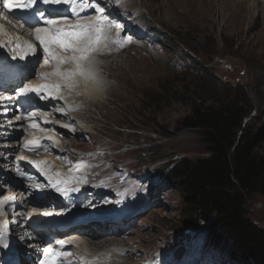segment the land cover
Segmentation results:
<instances>
[{"label":"rangeland","instance_id":"obj_1","mask_svg":"<svg viewBox=\"0 0 264 264\" xmlns=\"http://www.w3.org/2000/svg\"><path fill=\"white\" fill-rule=\"evenodd\" d=\"M96 1L105 10L112 9L120 40L114 48L112 42L102 45L104 55L95 57L99 84L83 79L85 88L76 84L67 92L77 108L71 115L68 111V117H73L78 135L62 138L61 143L79 152L75 163L67 165L78 177L76 170L90 171L101 163L105 176L120 178V184L113 186L115 195L107 192L112 199L105 208L121 204L138 212L128 223L130 235L113 246L131 251L113 264H169L166 257L192 235L197 234L193 246L200 235L206 237L203 229L184 230L179 216L182 194L167 177L166 168L179 158L207 156L196 132L177 130L180 121L195 103L237 100L244 92L248 125L264 127V0H248L243 7L229 9L214 0ZM150 30L165 34L169 41L164 44L155 35L150 37ZM110 36L114 41L113 32ZM128 38L130 43H122ZM187 58L197 64L188 68ZM226 83L242 90L233 91ZM4 142L13 140L0 137ZM258 151L264 154V144ZM8 168V162L0 163V169ZM93 186L100 190L101 183ZM246 208L249 219L264 228V194L254 193ZM10 216L4 220L13 227ZM5 229L0 224V236ZM198 243L202 250L207 246ZM192 247L177 264H204L189 259ZM205 251L207 264H236L224 252L207 247Z\"/></svg>","mask_w":264,"mask_h":264},{"label":"trees","instance_id":"obj_2","mask_svg":"<svg viewBox=\"0 0 264 264\" xmlns=\"http://www.w3.org/2000/svg\"><path fill=\"white\" fill-rule=\"evenodd\" d=\"M156 37L164 44L169 41L165 34ZM186 60L188 68L197 64ZM247 101L242 92L237 100L193 104L177 130L196 132L207 156L179 158L166 169L168 180L182 194L179 216L184 230L203 229L207 244L236 264H264V228L249 219L246 208L254 193L264 194V154L258 151L264 127L248 125Z\"/></svg>","mask_w":264,"mask_h":264},{"label":"snow or ice","instance_id":"obj_3","mask_svg":"<svg viewBox=\"0 0 264 264\" xmlns=\"http://www.w3.org/2000/svg\"><path fill=\"white\" fill-rule=\"evenodd\" d=\"M70 0H20V3L13 4L10 0H3V7L5 9L11 10L14 7H18L24 10H32V20H38L42 18V22L47 27H33L32 24L25 21L28 24V27L32 29L35 40L38 41V47L43 49L45 56V64L50 63V60H55L57 65H61L64 63H72L74 68L70 72L61 73L58 68L54 70L51 75L61 76L65 80L70 81L68 83L69 89L76 86V77H81L85 81H92L97 84L100 82L97 79V74L94 70V65L97 63L95 57L97 55H102L103 53L100 51L101 45L107 46L109 42L116 43L115 41H110L108 37L104 35L105 28H113L119 27L118 24L114 23H105V8L103 6H96L94 15L88 17L91 21L90 23H79L77 22L71 27L62 28L57 27L53 29L51 26L56 25L59 21L46 18L45 11L36 7L38 4L43 5H60L62 3H69ZM79 3H85V0H78ZM92 0H87L85 4L86 7L91 6ZM85 19V17L77 16V20ZM21 27H24L22 24ZM2 32V29H0ZM131 39L122 40V43H130ZM2 46V45H0ZM53 46H56L61 50V54H58L57 51L53 50ZM22 45L17 44L15 46L16 50L21 49ZM33 45L26 44V51H32ZM15 58V56L13 57ZM21 59H24V56L21 55ZM45 74H42V78ZM50 88L49 85H42L40 88H35L30 85L20 87L18 89V95L22 97H26L29 93H37L39 94L44 89ZM51 88L55 90H59L60 85H53ZM41 99H44L41 96ZM29 118L34 117L36 114L34 112H30L27 114ZM17 120L21 119V117H16ZM47 122V121H46ZM64 127H69L67 125H63ZM29 127L36 128L37 125L34 121L29 123ZM71 130V129H70ZM38 141H26L24 147L26 149L31 150L32 148H38ZM23 159V157H21ZM43 173V169L40 167V163L38 162H30ZM21 175H23L21 173ZM59 175V174H57ZM56 188V191L60 196L65 198L68 197L69 192H78L79 188L68 189L67 187L59 186V182L53 185ZM37 188L39 185L36 186ZM7 199V198H6ZM4 202L0 201V210H3ZM45 216L50 215V213H44ZM61 247L64 245V241L58 242ZM0 247L7 248L9 244L4 240L3 236H0ZM62 255H70V253L60 252L56 253L52 248H49L45 253V257L49 256H62ZM41 264H55L54 259H45L41 261Z\"/></svg>","mask_w":264,"mask_h":264},{"label":"bare ground","instance_id":"obj_4","mask_svg":"<svg viewBox=\"0 0 264 264\" xmlns=\"http://www.w3.org/2000/svg\"><path fill=\"white\" fill-rule=\"evenodd\" d=\"M214 1L218 5L221 4L222 5V7H221L222 9H224V8H228L229 9V8H232V6H235V8L243 7L242 5H246V3L248 2V0H214ZM257 3H259V2H257ZM239 5H241V6H239ZM249 9H251V8H249ZM87 11H89L88 15L92 13L91 9H89ZM87 18L88 17H85V19H87ZM110 21L111 20H108V22H110ZM68 22L72 23L70 20ZM0 29H2V32H0V43H2V44H7L8 45V44H11V43H20V41L25 40V39L28 38L27 32H24L23 30H21L17 26V24H16V22L14 20H12L11 18H4L3 16H1V14H0ZM104 35L106 37L108 36L109 40L112 37V36H110V35H112V33L110 32L109 29L108 30L106 29L104 31ZM102 45H101L100 51L103 53V51H105V50H101L102 49ZM56 49L59 50L58 53L61 54L60 49H58L57 47H56ZM102 55H104V53ZM102 55H97L96 57H100ZM9 56H10V54H9ZM57 68H58V70L61 73H66V72L72 71L73 68H74V65L72 63H64V64H61V65H57V63H50L49 65H40V67L38 69L36 67L32 68L31 73L33 75H36V78L39 79L37 82H40L41 80H43V81L48 83V85L50 86V90L52 91V98H55L56 100H61L62 103L60 105L63 106V108L65 110L69 109V108L71 109L74 106H72V103L70 101H68L69 97H68V94H67V92H70V90L72 89V88L69 89V87H68V83H70V81L65 80L61 76L51 75V73L54 70H56ZM43 73L44 74L47 73V75H44V77L41 78L40 75H42ZM75 80H76V84L77 85H81L82 88H85L83 86V84H82L83 78L76 77ZM28 82L30 83L31 79H29ZM53 85H60L59 90L57 91L54 88H51V86H53ZM3 95H6V94L5 93H0V98ZM6 110H7L6 109V104H4V101L0 100V129L2 128L1 131L9 129V130H11L13 132V133L12 132L11 133H7L8 131L5 132V133L2 132L1 135L2 136H7L8 138L12 137L15 140L20 133L22 134L21 128L18 127L17 125H10V124L6 125V117L3 116L4 112H6ZM51 113H52V111L49 110L48 112L43 113L42 116L39 115L38 119H36V117H35L33 121L36 122V123L37 122L48 123V120H50V118H51L50 117ZM7 118H9V117H7ZM57 118L58 119H56V123L61 125L59 123V120H61V118H59V116ZM70 123H71V125H74V120L72 119V122H70ZM48 128H50V122H49ZM46 131L47 130H45V132ZM66 132H68V131H63L62 134L66 133ZM66 135H67V137H65V140H68L69 137H72L71 135H74V136L78 135L77 134V130L75 128H73ZM2 136H0V137H2ZM41 136H43L44 138H50V133H41ZM5 140H2V141H5ZM63 145H65L67 147L66 144L61 143V146H63ZM65 146H63V147L65 148ZM0 150L3 151V158H0V163L2 161L10 162V159L12 158L13 152L16 151L15 143L14 142L10 143V144H8L7 142L0 143ZM61 155L64 156L63 153ZM41 158L46 163L50 162V158L49 157H41ZM1 179H3L5 182H10V183L16 182V179L14 178L13 168L11 167V164H10V169L8 168V170L0 169V180ZM13 188L18 189L20 187H19V185L15 184V185H13ZM20 189H22V188H20ZM86 193H87V191H86ZM11 200H13V201L15 200L17 202L15 204L19 205L18 208L12 207V206H14V205L11 206L12 202L8 203ZM0 201L4 202L3 210H0V224H4L6 226V229L4 230V232L1 233L3 238H4V240L6 239L7 233H9V235H10V233H18L19 236H21L23 229L19 228L18 230H15L17 228H15V229H13V228L20 226V223H21L19 221L20 217H21V219H23L25 216H28V214L25 213L26 211L23 212L24 211L23 210L24 206L26 204V200L23 199L22 193L21 192H16V191H7L6 190L4 193L3 192L0 193ZM10 206H11V208H10ZM8 209L14 210V213L13 214H9V210ZM6 210H7L8 213H6ZM6 215L7 216L8 215H12L10 217L14 218L13 221H12L13 227H11L10 223H8L7 221L4 220ZM29 215H31V214H29ZM11 235H15V237L17 236V234H11ZM81 236L84 237L85 243H86V245L88 247L91 246L92 244H94V241H95L94 237L96 235H95V233L92 232L91 224H86L83 228H81ZM194 237L195 236H193L191 239H193ZM98 238L99 237H97V239ZM101 239L104 242L100 245V248L94 247V251H93V253H91V257H96V258L98 257L99 258V260L97 262L102 260L101 263H95V264H113L114 262H117V260L120 259L118 257V255H120V253H119L118 250H116L117 247H113V246H114V243L116 241H119V239L116 238V237H112V236L111 237H101ZM22 241H24V238L22 239ZM17 242L18 241H15V243H17ZM85 243L81 242L80 245H84ZM8 244H9V247H7V248L0 247V255H2L3 252L10 251L11 249H14V248L17 247V245L14 244V243L13 244L8 243ZM32 247H33L32 241H28V243L26 244V248H24L23 250L18 249V252L21 255L29 254L32 251ZM23 264H27V263L23 262Z\"/></svg>","mask_w":264,"mask_h":264}]
</instances>
